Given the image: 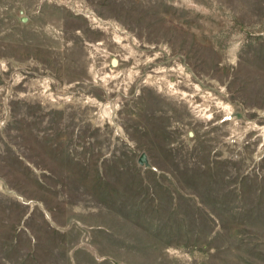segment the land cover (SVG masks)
I'll use <instances>...</instances> for the list:
<instances>
[{"label":"rangeland","instance_id":"rangeland-1","mask_svg":"<svg viewBox=\"0 0 264 264\" xmlns=\"http://www.w3.org/2000/svg\"><path fill=\"white\" fill-rule=\"evenodd\" d=\"M0 264H264V0H0Z\"/></svg>","mask_w":264,"mask_h":264},{"label":"water","instance_id":"water-1","mask_svg":"<svg viewBox=\"0 0 264 264\" xmlns=\"http://www.w3.org/2000/svg\"><path fill=\"white\" fill-rule=\"evenodd\" d=\"M145 161V156L142 154L141 156H140V162L142 163V162H144Z\"/></svg>","mask_w":264,"mask_h":264}]
</instances>
